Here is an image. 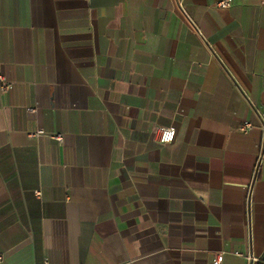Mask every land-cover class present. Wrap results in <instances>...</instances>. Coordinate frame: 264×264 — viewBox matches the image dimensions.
<instances>
[{
	"label": "crops",
	"instance_id": "crops-1",
	"mask_svg": "<svg viewBox=\"0 0 264 264\" xmlns=\"http://www.w3.org/2000/svg\"><path fill=\"white\" fill-rule=\"evenodd\" d=\"M217 1L0 0V264H257L264 4Z\"/></svg>",
	"mask_w": 264,
	"mask_h": 264
},
{
	"label": "built area",
	"instance_id": "built-area-1",
	"mask_svg": "<svg viewBox=\"0 0 264 264\" xmlns=\"http://www.w3.org/2000/svg\"><path fill=\"white\" fill-rule=\"evenodd\" d=\"M261 4H264V0H260ZM229 5V0H219L216 2V6L217 7H226ZM194 25V24H193ZM195 27V26H194ZM196 29V27H195ZM12 87V83L9 81H6L2 75H0V91L4 92L7 91L9 89H11ZM31 111H34L33 109H29ZM251 127V125L249 123H245L243 126V130L249 129ZM43 132L42 129H39L38 132L36 133L39 134ZM175 128L173 126H158L156 128V132H155V140L158 143L161 144H168L171 143L174 138H175ZM55 139H57L58 141H61V135H56ZM258 163L256 165L255 168V172H257L258 170ZM237 255L243 256L246 260L247 263H257V264H264V248L261 251V253L257 256H255L254 254L251 253H242V252H236ZM1 260V257H0ZM222 260V254H217L216 258H215V262L218 264L220 263Z\"/></svg>",
	"mask_w": 264,
	"mask_h": 264
}]
</instances>
